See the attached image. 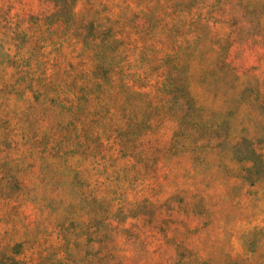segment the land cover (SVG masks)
Listing matches in <instances>:
<instances>
[{
	"label": "rangeland",
	"instance_id": "374dc122",
	"mask_svg": "<svg viewBox=\"0 0 264 264\" xmlns=\"http://www.w3.org/2000/svg\"><path fill=\"white\" fill-rule=\"evenodd\" d=\"M66 1L68 14L61 0H0V264H240L239 246L264 264V243L237 239L239 227L257 221L239 216L243 197L227 188L237 168L251 164L241 139L264 138V46L254 16L264 0H166L176 18L159 61L190 65L193 74L188 82L154 83L153 98L142 111L129 108L121 131L118 120L106 126L109 111L91 101L95 85H72L69 58L58 73L61 51L101 66L127 56L137 67L146 50L123 38H85L79 28L94 14L93 0ZM251 7L257 12L248 13ZM189 8L210 13L195 31L183 24ZM64 32L69 43L59 51ZM161 109L174 124L193 111L194 139L153 159L138 120ZM216 133L220 145H204ZM207 158L215 159L211 168ZM152 166L155 174L143 172ZM251 189L255 215L264 190ZM204 191L214 193L215 216L235 236L218 237L217 220L206 228Z\"/></svg>",
	"mask_w": 264,
	"mask_h": 264
},
{
	"label": "trees",
	"instance_id": "16d2710c",
	"mask_svg": "<svg viewBox=\"0 0 264 264\" xmlns=\"http://www.w3.org/2000/svg\"><path fill=\"white\" fill-rule=\"evenodd\" d=\"M61 1H64L63 8H66L65 13L68 14L71 10V5L67 7V1ZM58 2L60 4V0H55L57 5ZM72 3H74V1ZM91 9L94 14L91 18L85 19L81 24L79 28L81 34L85 38L90 39H96L100 36L105 37V39H127L128 41L125 46L130 48L140 47L146 50L144 62L137 67H133L132 64L130 65L126 62V60H129L127 59L128 57L124 56L123 60L120 62H115L109 66H101L88 56H80L74 51H68V53L63 50V47L69 43L67 33L64 32L61 35H57V46H59V51L63 48L61 51V60L57 69L58 73L67 71L64 68L69 58L70 64L68 73L72 76V80L70 79L72 85H95L97 89L95 93L91 95V101L101 106L99 108L109 111L106 115L105 123L107 124V122L118 120L121 131L129 122V108H131V110H137V108H135L137 106L138 110L142 111V103H144L145 100L153 98L152 92L154 90L150 87L154 86V83L155 85L157 83L160 85L163 81H168L170 83L174 82L178 77H183V81L188 82L187 79L193 74L191 71L192 66L180 65L177 67H170L159 61L161 55L165 51L164 49L171 46L172 41L170 33L173 25L172 21L176 18V11L167 14L168 9L166 7V0H93ZM248 11V13L257 12L255 11V7H251ZM263 15L264 9H261V11L257 12L254 16L256 20L255 33H257L256 36H258L259 41L264 46V28H262L260 23ZM58 16L59 14L57 13L54 17L50 16V19ZM209 16L210 13H208L206 9L205 11H199L189 8L186 11V17H183V24L187 25L185 30L195 31L198 26L201 25V22L204 24L205 21L209 19ZM158 20H160V22L156 24ZM220 20L224 21L222 17H220ZM143 23L144 26H142L141 29ZM248 38L249 37H246L245 40ZM228 45H230V43ZM158 53L159 55H157ZM121 54H123V52H121ZM128 62H130V60ZM172 70H175L176 73L172 72L171 75H168V72ZM48 85L49 83H42V86L45 88ZM169 86L173 88V85L169 84ZM185 92L188 99L193 101V98L189 95L188 86H186ZM45 93L47 94L46 91ZM192 114L193 111H189L184 116H179V123L175 122V124L172 120L174 115L169 113L167 109L153 111V113H150L149 117L145 118L141 116L139 120L137 119L139 125H141L137 134L139 137L145 136L146 143L149 145L148 148L153 152V159L159 154L167 155V153L171 151V155L173 156L176 153L175 151H177L175 147H177L178 144L183 146V144L189 140L194 139ZM138 115L140 114L138 113ZM169 122L171 123L169 124ZM106 126L109 127V124ZM111 133L107 135L106 141L108 146L107 149H109L107 154L109 155H113V151L110 149V145L114 141ZM215 136L216 137H212L211 135V137L206 139L205 142L207 143H204V145L208 147L219 146L222 142V135L216 133ZM198 138L203 140L205 137L204 135H200ZM241 141L245 142L250 148L252 156L250 159L251 164L240 166L237 170L235 169L237 171L236 177L234 178L235 181H232L231 185H227V188L231 189L230 192H235L237 197H243L244 209L242 211L240 210L239 216L242 215V217L245 218L244 221L254 218L257 223L253 226L242 225L237 231L233 229V227L232 229L226 228L227 226L225 227L224 221L220 216H215V209L211 207L210 200L212 196H214L212 191H204L202 193V214L207 216L206 221L208 222L205 224L206 228H208V226L210 227L214 220L219 222L218 237L220 238L226 237L227 234L235 236L232 233L236 231L238 240L246 237L251 239V243L257 244L259 241L264 243V208L258 211L256 209L257 204H255L252 212L256 214L253 215L248 209V207L252 205V202L251 199L247 197V195H250L251 188H253V192L257 195L258 192L261 191L262 193L264 190V138L260 137L258 140L254 141L241 139ZM192 152L196 153L197 151L194 150ZM204 153H206L205 150ZM205 160H208L207 164L210 163V168L212 166L211 164L215 161L214 158H207ZM141 161V163L146 162L143 160ZM143 172H152L155 174L153 166L150 168L146 167ZM202 177H204V175ZM219 192L220 191H216L215 194ZM259 201H253V203H258ZM225 249L227 250L228 247ZM257 250L255 252H258ZM234 254L238 256L240 264H255L252 258L250 259L251 256L246 252L244 247L239 246V249L236 248Z\"/></svg>",
	"mask_w": 264,
	"mask_h": 264
}]
</instances>
